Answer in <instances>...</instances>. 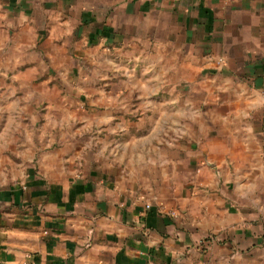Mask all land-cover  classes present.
Returning a JSON list of instances; mask_svg holds the SVG:
<instances>
[{"label": "crops", "instance_id": "obj_1", "mask_svg": "<svg viewBox=\"0 0 264 264\" xmlns=\"http://www.w3.org/2000/svg\"><path fill=\"white\" fill-rule=\"evenodd\" d=\"M0 264H264V0H0Z\"/></svg>", "mask_w": 264, "mask_h": 264}, {"label": "rangeland", "instance_id": "obj_2", "mask_svg": "<svg viewBox=\"0 0 264 264\" xmlns=\"http://www.w3.org/2000/svg\"><path fill=\"white\" fill-rule=\"evenodd\" d=\"M87 68V66H85V69ZM66 84V83H65ZM67 88V87H66ZM66 88H64V89H66ZM65 96L69 99V100H71V93H70V91H68V90H65ZM65 100H66V98H65Z\"/></svg>", "mask_w": 264, "mask_h": 264}]
</instances>
